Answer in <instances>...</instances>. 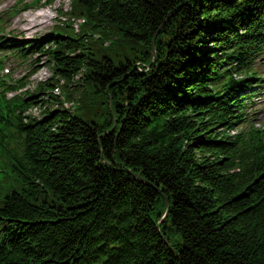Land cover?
I'll use <instances>...</instances> for the list:
<instances>
[{
	"label": "trees",
	"instance_id": "1",
	"mask_svg": "<svg viewBox=\"0 0 264 264\" xmlns=\"http://www.w3.org/2000/svg\"><path fill=\"white\" fill-rule=\"evenodd\" d=\"M70 13L85 26L40 52L77 103L101 97L100 123L65 107L54 78L0 94V264H264V129L229 133L257 79L264 0H72ZM104 41L134 44L142 69L98 57Z\"/></svg>",
	"mask_w": 264,
	"mask_h": 264
},
{
	"label": "rangeland",
	"instance_id": "2",
	"mask_svg": "<svg viewBox=\"0 0 264 264\" xmlns=\"http://www.w3.org/2000/svg\"><path fill=\"white\" fill-rule=\"evenodd\" d=\"M15 0H2L0 1V10H3L13 4ZM71 2L69 0H57L55 1L52 5H45V6H37V7H31L27 10H21L12 20V29L14 31L12 32L13 35L19 36L20 38L24 39H31L30 41H35V40H41L44 36L45 38L48 37V33L53 32L52 29H54L56 26L62 25L65 23L63 18L67 16V12L70 9ZM36 10H39L37 12ZM44 38V39H45ZM98 44V43H97ZM134 44L131 43H121L118 45L117 50L110 51L108 46L107 41H104L103 47L96 45L95 50L98 52V57L101 55V49L105 50L106 52H111V61L112 63L114 62L118 66L123 65L125 67H130L133 66L134 70L137 71L139 66V63L141 64L142 62L138 59V57H135L134 55H131V51L133 53L138 52V47L132 48L131 46ZM117 51V52H116ZM155 51V56L151 60V65H157L158 61V55L156 56V50ZM131 57V58H130ZM127 59V60H126ZM45 59L44 57L40 58V68L38 73L31 79V84L30 88L31 91H35L36 86L39 82H43L48 78L54 77V80H58V77L54 76V74L51 71L50 65L44 62ZM159 63V62H158ZM133 64V65H132ZM139 69H142L141 66H139ZM23 70H20L17 75L19 76ZM59 81V91L58 92H63L62 86L64 89L67 88V90H71L69 92V102L65 100L63 103L67 107H73V103H77L76 101H82L81 96L77 94L72 86H68L66 84H63L62 80ZM66 86V88H65ZM88 92H91L92 89L87 88ZM262 97H261V102H258L256 105L258 115H261L264 117V91L261 92ZM60 96V95H59ZM101 97L98 95H92V97H88V99H85L84 104L82 105L81 103H77V110L78 112L82 113L84 115L85 119L91 120L96 122L97 124L100 123L99 116L101 115V111L99 106L101 105L99 103ZM35 116L39 117L40 112H38L36 109L32 111ZM90 113V114H88ZM263 120V119H262Z\"/></svg>",
	"mask_w": 264,
	"mask_h": 264
},
{
	"label": "water",
	"instance_id": "3",
	"mask_svg": "<svg viewBox=\"0 0 264 264\" xmlns=\"http://www.w3.org/2000/svg\"><path fill=\"white\" fill-rule=\"evenodd\" d=\"M166 206H167V208H168V201L166 200ZM167 213H168V211L166 212V215H167ZM161 221V220H160ZM160 221L158 222V224H157V228H159V226H160Z\"/></svg>",
	"mask_w": 264,
	"mask_h": 264
},
{
	"label": "bare ground",
	"instance_id": "4",
	"mask_svg": "<svg viewBox=\"0 0 264 264\" xmlns=\"http://www.w3.org/2000/svg\"><path fill=\"white\" fill-rule=\"evenodd\" d=\"M10 234V232H8Z\"/></svg>",
	"mask_w": 264,
	"mask_h": 264
}]
</instances>
